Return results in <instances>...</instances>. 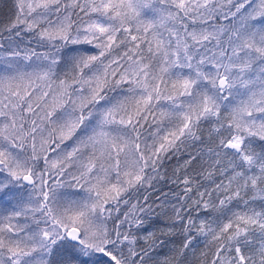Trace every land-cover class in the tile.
<instances>
[{"label": "snow or ice", "instance_id": "obj_1", "mask_svg": "<svg viewBox=\"0 0 264 264\" xmlns=\"http://www.w3.org/2000/svg\"><path fill=\"white\" fill-rule=\"evenodd\" d=\"M0 40V264H264V0H13Z\"/></svg>", "mask_w": 264, "mask_h": 264}, {"label": "trees", "instance_id": "obj_2", "mask_svg": "<svg viewBox=\"0 0 264 264\" xmlns=\"http://www.w3.org/2000/svg\"><path fill=\"white\" fill-rule=\"evenodd\" d=\"M12 7H13V0H0V20L7 19V17L11 14ZM24 40H25V43H24V45H22V47H29V48L36 47L37 51H42V49H40L39 47L36 46L34 41H29L27 37H25ZM3 42H4L3 40H0V43H3ZM203 127L205 129L207 128V126H203ZM204 135L206 138L207 137V131L206 130L204 132ZM200 147H203V145L197 144L192 149H190V151L195 153L198 151V149ZM186 158L187 157L185 156V159ZM178 163L182 164L183 160L172 159L170 162H167L165 164V167L169 170V175H171L172 169H174ZM157 187L159 188V190L154 192L152 199L155 200V199H157V197H159L161 200H163L165 198H168V199L171 198L172 191L174 190L173 185L165 184L162 186L158 185ZM157 202L159 203V201H157ZM157 211L159 212L160 209H157ZM161 226L162 225H160V224L156 225L157 228H159Z\"/></svg>", "mask_w": 264, "mask_h": 264}]
</instances>
